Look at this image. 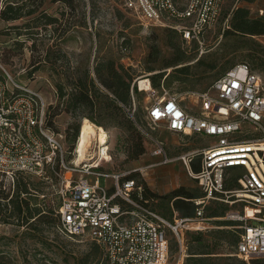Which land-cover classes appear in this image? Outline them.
Here are the masks:
<instances>
[{
	"label": "rangeland",
	"instance_id": "obj_1",
	"mask_svg": "<svg viewBox=\"0 0 264 264\" xmlns=\"http://www.w3.org/2000/svg\"><path fill=\"white\" fill-rule=\"evenodd\" d=\"M74 6L72 10L62 3H48V13L62 22L49 27V31L42 30L36 41L28 35L19 37L13 32L12 27H21L26 21L8 24L0 19V80L4 79L6 71L13 81L42 97L50 107V120H53L55 131L62 134L61 142L71 152L79 141L76 127L80 125L81 132L85 120L92 122L86 118L91 113L84 108L71 109L68 105L70 97L61 99L58 86L64 85L66 93H71L74 84L86 75L89 79H96L98 63L112 60L116 66L123 65L133 77V86L137 85L139 94L132 90L131 105L121 107L127 118H138L140 127L149 134L150 138L144 135L147 154L138 161L128 160L126 141L133 132L126 117L115 120L113 91L97 83V89L108 95L106 101L111 107L104 105L103 111L94 116L109 134L113 158L104 163L100 171L109 174L132 172L148 190L151 208L168 220L181 218L173 206L171 194L186 191L203 196L198 183L179 160L188 152L183 145H191L194 141L185 139L184 142L164 125H152L148 109L157 99L154 98L155 92L159 97L165 94L177 96L185 106L191 107L194 94L208 91L219 78L242 64L251 65L264 82V35H228L229 23L224 17L235 7L243 6L250 9L253 19L264 21V0L250 5L225 0L217 26L199 39L190 41L174 30L143 25L144 21L130 14L122 0H76ZM62 13H66L64 18ZM6 78L11 89L7 97L11 100L13 85L11 79ZM142 80H150L153 91H142ZM101 113L104 116H100ZM151 138L167 144L169 164H164V156H153ZM92 149L96 150L95 147ZM236 175V172H229L227 178L232 181ZM31 181L37 197L32 204L42 207L47 218L34 227H23L16 221L12 225L0 222V264H96L99 257L93 251V243L61 234L59 217L50 212H54L62 201V179L48 171L45 179L31 177ZM112 183L105 177L100 178L103 188ZM233 185L228 182V189ZM225 206L228 207L227 213L239 209L227 202L210 204L212 208ZM249 215H254V211L249 210ZM221 222L226 221H213L210 230L186 235L188 257L185 264H200L191 257L205 259L204 264H264L261 260L245 262L237 257V242L242 232L240 221H233L235 226L231 227L221 226ZM168 237L171 243L169 264H177L181 248L170 231Z\"/></svg>",
	"mask_w": 264,
	"mask_h": 264
},
{
	"label": "built area",
	"instance_id": "obj_2",
	"mask_svg": "<svg viewBox=\"0 0 264 264\" xmlns=\"http://www.w3.org/2000/svg\"><path fill=\"white\" fill-rule=\"evenodd\" d=\"M124 3L127 10L144 21L143 25L174 30L190 41L217 26L225 0H124ZM6 76L13 85L11 100L7 97L11 89ZM3 78L0 174L11 183L19 174L45 179L48 171L61 178L64 186L57 207L59 231L71 239L96 243L102 250L100 264H169L168 231L181 248L177 264H185L186 235L212 228L213 219L206 216V208L212 202H227L239 208L224 218L242 223L237 257L245 262L264 261V135H261L264 82L251 65L238 66L208 91L194 94L191 107L177 96L159 97L155 92L158 97L154 96L157 99L148 109L152 125H164L175 135L217 138L211 147L180 157L203 196L195 201V217H176L173 221L136 200L135 197L143 199L144 188L136 180L126 179L132 172L100 171L104 163H109L108 147L96 150L90 147L89 158H94L93 162L80 164L77 147L69 152L61 142L62 134L48 128L50 107L42 97L13 81L6 71ZM140 130L150 138L141 127ZM152 140L156 145L153 155L165 156V163L171 162L165 143ZM195 164L198 171L193 168ZM232 171H239L236 177L239 186L228 190L227 173ZM101 177L112 180V185L101 187ZM249 210L254 211L253 217H248Z\"/></svg>",
	"mask_w": 264,
	"mask_h": 264
},
{
	"label": "trees",
	"instance_id": "obj_3",
	"mask_svg": "<svg viewBox=\"0 0 264 264\" xmlns=\"http://www.w3.org/2000/svg\"><path fill=\"white\" fill-rule=\"evenodd\" d=\"M75 1L76 0H1L0 2H2L3 6L0 7V19L8 24L26 21L27 23H25V25L21 27H12V30L19 37H21L22 35H28L32 40L36 41V38H38L42 30L49 31V27L55 26L62 22L61 19L48 13L46 9L48 3H62L67 6V8L74 10ZM257 1L258 0H238V2L243 5L254 4ZM122 4L123 6H125L124 0H122ZM127 11L132 14L131 11ZM65 14L66 13H62L63 18ZM224 17L226 21L228 20L229 23L230 29L227 31L228 35H264L263 19H253L251 16V11L247 7L237 6L233 10H231V13L225 15ZM183 71L184 70H182V72ZM95 74L97 76L96 79H89L88 75H86L84 78L79 79L77 83L74 84V88L71 93H66V87L64 85H59V96L61 97V99L70 97L68 105L71 109L77 111L84 108L91 113L90 115H87L86 118L90 119L98 127L104 128V126L100 122L95 120L94 115L98 111H103L102 109L106 104H108V108L110 109L111 103H107L106 101L108 95H106V93H103L101 89H97V83L106 90H109L111 92L113 91L114 99L112 102L115 104L116 109L115 120H119L121 116L126 117V121L128 122V125L133 132V135H131V137L126 141L128 154L127 158L129 161H138L141 157L147 154V147L144 140L145 136L140 130L139 119L137 118V120H132L127 118V116L123 114L124 111L121 107L131 105L132 90L135 94H139L137 85L133 86L134 79L128 73L127 69L123 65L116 66L115 61L112 60L98 63L95 68ZM92 90H94L95 92L92 93ZM95 93H98V96H96ZM100 116H104L103 113H101ZM111 117H113V115H111ZM50 119L51 118L48 119L47 126L48 128L54 129L53 120ZM79 135L80 125L76 127V137H79ZM194 170L198 171L196 167H194ZM132 174L126 177V179L136 180L139 185H142L144 188L143 199H141L140 197H135L136 200L144 204L148 208H151V206L149 205L150 203L148 190ZM31 177L34 176L19 174L15 178V181L11 183L8 181L7 177L0 174V222L2 224L12 225L16 221L20 226L34 227L38 223L43 222L45 218H47L46 211L42 207L37 204H32V201L37 197L33 192L34 184L31 181ZM232 187H238V183L235 181ZM171 196L174 202L173 206L175 210L181 214V218L187 219L196 216L197 206L195 204V201L201 198V196L186 191H174ZM151 209L157 213V211H155L153 208ZM227 210V206L212 208L209 205L206 208V216L210 219L225 218ZM50 212L57 215V209L54 210V212ZM157 214L160 215L159 213ZM220 224L221 226L226 227L235 226L234 222H221ZM59 226L60 218L58 229ZM196 240L200 239L196 237ZM92 243L93 251L95 255L99 257L96 264H100L102 260V250L96 243ZM208 255H211V253H209ZM190 259H194L200 264H204L205 262V259H197L195 257H191ZM89 260L90 259H88V261Z\"/></svg>",
	"mask_w": 264,
	"mask_h": 264
},
{
	"label": "bare ground",
	"instance_id": "obj_4",
	"mask_svg": "<svg viewBox=\"0 0 264 264\" xmlns=\"http://www.w3.org/2000/svg\"><path fill=\"white\" fill-rule=\"evenodd\" d=\"M142 91H152V83L150 80H142L140 83ZM110 137L107 131L103 127H98L89 120H85L82 125V129L79 136V141L77 144L79 157V163H92L94 158H89L90 156V147H108L111 150ZM93 155V154H92ZM106 159L108 162H111L113 158L110 153L107 154ZM254 215H249L248 217H253Z\"/></svg>",
	"mask_w": 264,
	"mask_h": 264
},
{
	"label": "crops",
	"instance_id": "obj_5",
	"mask_svg": "<svg viewBox=\"0 0 264 264\" xmlns=\"http://www.w3.org/2000/svg\"><path fill=\"white\" fill-rule=\"evenodd\" d=\"M176 136H178L182 141H184L185 142V139H188L187 141H191V140H193L194 141V143L193 144H191V145H189L188 143H185L184 145H183V147L184 148H188L187 150H188V152L186 153V154H188V153H192V152H196V151H201V150H204V149H207V148H209V147H211L212 145H214V144H216L217 143V138H215V137H207V136H195V137H186V136H182V135H176ZM165 143V142H164ZM165 145L167 146V144L165 143ZM156 150V145L154 144V149H153V153H154V151ZM186 154H183V155H186ZM182 155V156H183ZM154 156V155H153ZM164 158H165V156H164ZM169 158V157H168ZM170 163V162H169ZM169 163H165L164 162V164H169ZM163 164V163H162ZM151 167H153V166H151ZM194 167H196L197 169H199V167H198V164H195L194 166H193V168ZM232 172H236V174L238 175L239 174V171H232ZM237 175H236V177H237ZM236 177H235V179H233L232 181H228V182H233V183H235V181H236ZM228 182H227V185H228ZM237 182V181H236ZM239 186V185H238ZM232 189H236V187H232L231 188V190ZM229 190V189H228ZM212 203H219V202H212ZM209 206V205H208ZM151 209V208H150ZM152 210V209H151ZM227 214V213H226ZM161 217H163L162 215H160ZM226 217V216H225ZM164 219H166L165 217H163ZM221 219L223 220V221H225L224 220V218H216V219H213V221H216V220H220L221 221ZM166 220H168V219H166ZM168 221H173V220H168ZM212 221V222H213ZM226 222H232V221H226ZM212 224V223H211ZM213 228V227H212ZM196 234H200V233H196Z\"/></svg>",
	"mask_w": 264,
	"mask_h": 264
}]
</instances>
